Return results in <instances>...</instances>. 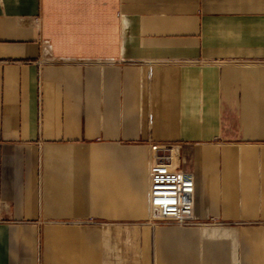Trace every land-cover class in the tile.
Listing matches in <instances>:
<instances>
[{
  "label": "crops",
  "instance_id": "crops-1",
  "mask_svg": "<svg viewBox=\"0 0 264 264\" xmlns=\"http://www.w3.org/2000/svg\"><path fill=\"white\" fill-rule=\"evenodd\" d=\"M0 264H264V0H0Z\"/></svg>",
  "mask_w": 264,
  "mask_h": 264
},
{
  "label": "built area",
  "instance_id": "built-area-1",
  "mask_svg": "<svg viewBox=\"0 0 264 264\" xmlns=\"http://www.w3.org/2000/svg\"><path fill=\"white\" fill-rule=\"evenodd\" d=\"M155 153L149 168V214L153 223L173 222L179 226L198 224L195 215L197 183L192 172L177 167L172 145Z\"/></svg>",
  "mask_w": 264,
  "mask_h": 264
},
{
  "label": "rangeland",
  "instance_id": "rangeland-1",
  "mask_svg": "<svg viewBox=\"0 0 264 264\" xmlns=\"http://www.w3.org/2000/svg\"><path fill=\"white\" fill-rule=\"evenodd\" d=\"M155 151V150H154ZM183 162L186 164V165H188V167H193V158H185L184 160H183ZM188 167H187V169H186V171H189V172H192L191 170L192 169H188ZM157 223H164V222H160V221H156V222H153V224H157ZM170 223H173V222H170ZM174 224H176V223H174ZM176 225H178V224H176ZM179 226V225H178ZM192 226H197V223L196 224H194V225H191V226H181V227H192Z\"/></svg>",
  "mask_w": 264,
  "mask_h": 264
},
{
  "label": "bare ground",
  "instance_id": "bare-ground-1",
  "mask_svg": "<svg viewBox=\"0 0 264 264\" xmlns=\"http://www.w3.org/2000/svg\"><path fill=\"white\" fill-rule=\"evenodd\" d=\"M196 197H197V192H196Z\"/></svg>",
  "mask_w": 264,
  "mask_h": 264
}]
</instances>
